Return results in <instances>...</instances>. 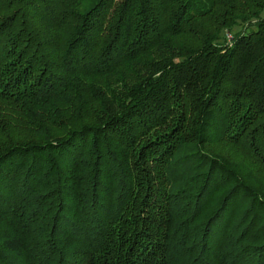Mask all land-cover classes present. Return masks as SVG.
<instances>
[{
    "label": "trees",
    "instance_id": "1",
    "mask_svg": "<svg viewBox=\"0 0 264 264\" xmlns=\"http://www.w3.org/2000/svg\"><path fill=\"white\" fill-rule=\"evenodd\" d=\"M0 264H264V0H0Z\"/></svg>",
    "mask_w": 264,
    "mask_h": 264
}]
</instances>
